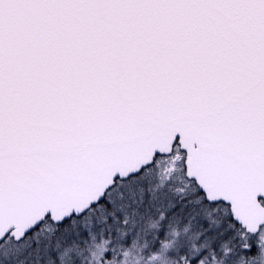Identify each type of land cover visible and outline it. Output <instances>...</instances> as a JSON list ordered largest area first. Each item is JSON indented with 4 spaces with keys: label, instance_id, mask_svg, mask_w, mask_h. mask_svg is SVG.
Listing matches in <instances>:
<instances>
[{
    "label": "snow or ice",
    "instance_id": "6c2138e0",
    "mask_svg": "<svg viewBox=\"0 0 264 264\" xmlns=\"http://www.w3.org/2000/svg\"><path fill=\"white\" fill-rule=\"evenodd\" d=\"M0 264H264V0H0Z\"/></svg>",
    "mask_w": 264,
    "mask_h": 264
}]
</instances>
